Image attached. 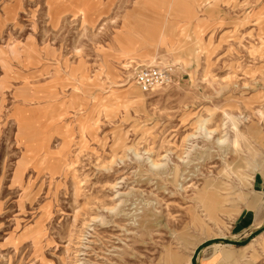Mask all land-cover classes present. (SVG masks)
I'll return each instance as SVG.
<instances>
[{"label": "rangeland", "instance_id": "1", "mask_svg": "<svg viewBox=\"0 0 264 264\" xmlns=\"http://www.w3.org/2000/svg\"><path fill=\"white\" fill-rule=\"evenodd\" d=\"M263 196L264 0H0V264H264Z\"/></svg>", "mask_w": 264, "mask_h": 264}, {"label": "built area", "instance_id": "2", "mask_svg": "<svg viewBox=\"0 0 264 264\" xmlns=\"http://www.w3.org/2000/svg\"><path fill=\"white\" fill-rule=\"evenodd\" d=\"M136 82L145 90H150L152 87L162 84L167 78V72L163 69L154 67H145L137 71Z\"/></svg>", "mask_w": 264, "mask_h": 264}, {"label": "crops", "instance_id": "3", "mask_svg": "<svg viewBox=\"0 0 264 264\" xmlns=\"http://www.w3.org/2000/svg\"><path fill=\"white\" fill-rule=\"evenodd\" d=\"M262 199H263L262 204H264V196L262 197ZM194 252L195 251H191V254H193ZM228 258L229 256L225 255L224 259H228ZM183 260H184V256L176 252L174 256L168 260V262H171L172 264H181ZM187 264H191V259H187ZM202 264H212V263L208 261H203Z\"/></svg>", "mask_w": 264, "mask_h": 264}, {"label": "bare ground", "instance_id": "4", "mask_svg": "<svg viewBox=\"0 0 264 264\" xmlns=\"http://www.w3.org/2000/svg\"><path fill=\"white\" fill-rule=\"evenodd\" d=\"M214 187H215V186H214ZM205 210H206V209H205ZM208 213H209V212H208ZM208 213H207V214H208ZM209 218H210V217H209Z\"/></svg>", "mask_w": 264, "mask_h": 264}]
</instances>
